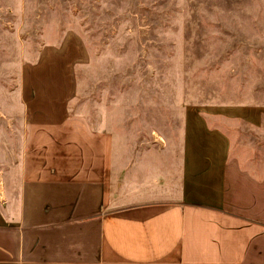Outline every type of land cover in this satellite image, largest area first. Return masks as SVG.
Listing matches in <instances>:
<instances>
[{
  "label": "rangeland",
  "instance_id": "1",
  "mask_svg": "<svg viewBox=\"0 0 264 264\" xmlns=\"http://www.w3.org/2000/svg\"><path fill=\"white\" fill-rule=\"evenodd\" d=\"M70 31L90 53L71 109L114 138L115 208L203 200L129 182L145 178V158L174 172L191 160L186 181L205 178L190 165L219 153V133L234 155L264 158V0H0V190L21 149L22 70Z\"/></svg>",
  "mask_w": 264,
  "mask_h": 264
},
{
  "label": "crops",
  "instance_id": "2",
  "mask_svg": "<svg viewBox=\"0 0 264 264\" xmlns=\"http://www.w3.org/2000/svg\"><path fill=\"white\" fill-rule=\"evenodd\" d=\"M89 58L70 31L22 70L26 117L0 190V264H264V158L234 155L227 135L216 156L192 160L205 178L186 181L191 160L174 172L145 158V178L129 182L139 194L203 200L114 207V138L71 109Z\"/></svg>",
  "mask_w": 264,
  "mask_h": 264
}]
</instances>
